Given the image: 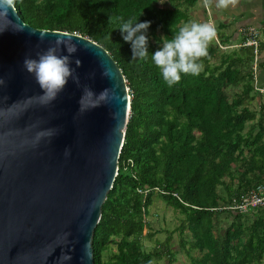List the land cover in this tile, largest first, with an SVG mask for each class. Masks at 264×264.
<instances>
[{
    "label": "trees",
    "instance_id": "1",
    "mask_svg": "<svg viewBox=\"0 0 264 264\" xmlns=\"http://www.w3.org/2000/svg\"><path fill=\"white\" fill-rule=\"evenodd\" d=\"M198 1L14 0L26 23L76 32L103 45L130 87L119 174L94 236L96 264L176 260L171 240L152 250L143 241L152 227L155 197L184 215L181 244L189 245L192 264H264V218L250 223L252 212L221 208L264 183V106L251 107V49L222 52L211 42L201 58V73L185 74L173 86L163 82L150 59L164 39L190 20ZM130 16L152 21L149 58H132L131 44L123 40L119 18ZM148 188L147 196L139 192ZM224 214L231 221L221 226ZM195 250L201 254L194 255Z\"/></svg>",
    "mask_w": 264,
    "mask_h": 264
},
{
    "label": "water",
    "instance_id": "2",
    "mask_svg": "<svg viewBox=\"0 0 264 264\" xmlns=\"http://www.w3.org/2000/svg\"><path fill=\"white\" fill-rule=\"evenodd\" d=\"M58 37L79 46L80 80L47 102L23 61ZM0 77V264H96L131 112L122 68L97 41L34 27L15 6L0 17Z\"/></svg>",
    "mask_w": 264,
    "mask_h": 264
},
{
    "label": "clouds",
    "instance_id": "3",
    "mask_svg": "<svg viewBox=\"0 0 264 264\" xmlns=\"http://www.w3.org/2000/svg\"><path fill=\"white\" fill-rule=\"evenodd\" d=\"M158 2L164 4L166 0H158ZM228 2L229 0H217L219 7H227ZM14 7V0H0V17L9 13L10 9L13 11ZM151 23V20H140L135 16L119 18L118 27L123 40L131 44L132 58H149ZM216 35L217 29L214 23L189 20L183 23L171 38L164 39L160 47L152 51L150 55L151 62L158 70L163 82L173 86L185 74L198 76L203 70L201 58L208 55L209 44ZM108 38L112 40L111 34ZM78 49L79 46L76 43L58 37L55 43L45 51L37 53L35 57L24 58V68L34 76L47 102L54 101L70 79L79 83L80 76L77 68L81 61L73 56ZM5 83L4 78L0 77V85ZM39 135H50V133Z\"/></svg>",
    "mask_w": 264,
    "mask_h": 264
},
{
    "label": "crops",
    "instance_id": "4",
    "mask_svg": "<svg viewBox=\"0 0 264 264\" xmlns=\"http://www.w3.org/2000/svg\"><path fill=\"white\" fill-rule=\"evenodd\" d=\"M196 17L201 22L209 21L215 24L217 35L212 43H217L220 50H226L223 52L251 49L253 53L251 67L255 88V99L251 107L260 110L264 106V0H229L227 7H219L217 0H199L198 4L190 10V20H196ZM250 26L261 31L257 66L254 48L242 45L247 36L245 30ZM257 209L251 211L250 223L261 217L264 218V207ZM260 210L263 212H259Z\"/></svg>",
    "mask_w": 264,
    "mask_h": 264
},
{
    "label": "rangeland",
    "instance_id": "5",
    "mask_svg": "<svg viewBox=\"0 0 264 264\" xmlns=\"http://www.w3.org/2000/svg\"><path fill=\"white\" fill-rule=\"evenodd\" d=\"M192 12V11H191ZM192 16V14H191ZM197 21H200L195 18ZM232 50V49H227ZM226 51L224 49L221 50ZM219 59L216 60V63ZM132 96V95H131ZM223 190V189H222ZM150 221L152 224L151 229L148 228L145 230L144 243L148 250H152L155 246H158L159 243L162 244L167 240H171L172 249L177 252L176 260L174 262H170L168 257H164L161 260L162 264H192L190 257L187 253V248H185L181 244V231L179 230V226L182 223V219L184 215L178 211L176 208L169 206L166 202H164L161 198L155 197L154 203L150 207ZM231 218L227 215H223L220 219L221 226H226L230 222ZM150 230V232H149ZM188 237H192L191 231L188 229L186 231ZM152 235V236H151ZM194 255H200V251L195 250L193 252Z\"/></svg>",
    "mask_w": 264,
    "mask_h": 264
},
{
    "label": "built area",
    "instance_id": "6",
    "mask_svg": "<svg viewBox=\"0 0 264 264\" xmlns=\"http://www.w3.org/2000/svg\"><path fill=\"white\" fill-rule=\"evenodd\" d=\"M245 35H247L246 40L243 41L242 45L254 48L256 55L255 64L257 66L259 61V47L261 44V31L256 27L250 26L246 28ZM150 189L151 188L144 189L143 191L139 192H142L147 196V194L152 191ZM155 190L160 191L158 187L155 188ZM174 195L175 197H179L177 193ZM261 207H264V183H260L252 188L246 195L241 197H233L230 203L224 205L221 208L225 210H235L240 213H247Z\"/></svg>",
    "mask_w": 264,
    "mask_h": 264
}]
</instances>
